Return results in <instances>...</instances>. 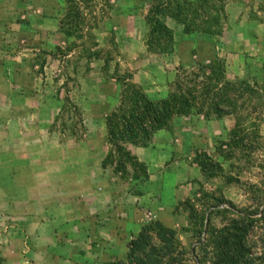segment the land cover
<instances>
[{"label": "crops", "instance_id": "0c3cea01", "mask_svg": "<svg viewBox=\"0 0 264 264\" xmlns=\"http://www.w3.org/2000/svg\"><path fill=\"white\" fill-rule=\"evenodd\" d=\"M67 2L0 0V214L4 219L0 217V248L13 247L5 254V264H33V259L36 264L41 259L47 264H102L123 258L144 219L177 222L174 213L182 211L181 202L205 180L197 163H190L194 153L226 141L235 126L234 116L177 117L147 147L128 146L148 171V179L134 184L133 193H128L129 188L102 167L111 149L106 118L119 106L121 93L116 79H103L102 62L95 54L102 46L103 13L83 14L93 20L98 16V22L85 27L86 35L76 39L65 32ZM109 3L123 7L120 12L109 9L105 16L109 34L116 39L119 31L125 37L120 64L131 68L132 81L149 99L167 96L185 61L182 53L196 51L197 58L205 60L213 57L210 36L184 35L181 28L177 29L181 41L175 37L172 53H149L144 44L131 39L134 17L139 15L128 8L134 0ZM226 4L228 26L215 53L225 62L228 79L249 80L264 69V0H226ZM142 12L144 18L148 7ZM89 48L93 56L87 60ZM70 58L75 61L69 62ZM41 68L44 73L37 71ZM55 68L72 70L77 78L49 79ZM71 85L78 88L71 90ZM67 98L82 113L84 125L80 132L73 128L57 134L52 129L54 118ZM261 129L264 133V124ZM167 174L176 179L168 202ZM191 180L196 183L189 184ZM6 215L12 219L5 220ZM33 244L44 247L33 251Z\"/></svg>", "mask_w": 264, "mask_h": 264}, {"label": "rangeland", "instance_id": "374dc122", "mask_svg": "<svg viewBox=\"0 0 264 264\" xmlns=\"http://www.w3.org/2000/svg\"><path fill=\"white\" fill-rule=\"evenodd\" d=\"M81 1L82 4H80ZM102 1L103 3L101 5H95L90 3L93 2L92 0H68L66 5L67 17L64 22L65 27L67 28L65 29V32L70 34V36H74L76 39H81L86 35L83 33L85 27L92 26L94 23L97 25L98 16H96V20H93L92 17L94 12L101 11V13H103L101 14L102 46L100 52L96 49L95 54L102 62V68L100 70L101 73H103V79L108 81L116 79L121 87V83L128 77V75L130 74L132 76L131 68L123 67L119 60L123 54L121 50H123L125 44V42H123L125 37L123 38L119 31L117 32L116 39L109 34L110 27H107L105 16H107L109 9L120 12L123 7L118 5L113 6L109 3V0ZM104 1H107V3H104ZM143 1L147 3V0ZM143 1L141 0L140 2ZM153 4L154 0H151V3H147L146 5H138V1L134 0V4L128 6L129 10L132 8L135 11V15L139 14L134 17V36L131 38L134 40L135 44L140 42L147 47L150 28L146 24L145 17L148 12L144 14V18L141 14H143L142 10L146 7H148L149 11ZM223 5L226 15V0H223ZM85 13L92 15L91 18L84 16L83 14ZM139 16L142 17L139 19ZM165 25L172 32L173 45L177 43L175 42V37L176 41H181L177 29L181 28L183 34V27L169 18L165 19ZM227 26L226 15V21L223 23L222 27V34L220 36H210L214 40L212 58L209 60H205L202 57L197 58L196 51H190L191 54L189 52L187 54L184 52L182 53V56L185 60V64L181 63L179 68L182 67L190 71L201 64H208L216 58H219L215 52H217V44L220 42L223 43L221 37ZM111 31L112 34L115 33V29H111ZM87 41L89 42V45L93 43L91 37H89ZM74 44H76V42H74ZM87 50L88 51L85 55H87V60H89L92 58L93 52L90 48ZM149 53L163 56L158 53ZM41 59L44 60V57L41 56ZM74 61L75 58L69 59V62ZM37 71L40 73L43 71L44 73L43 68L37 69ZM87 71H89V69ZM180 71L177 74H180ZM71 72L72 70L69 71L67 68L64 70L55 68L50 70L48 78L64 82L67 78H69V81L77 78V74L75 77L71 75ZM259 74V76L256 74L251 76L249 80L239 79L237 77L229 79L233 82H248L253 88H255L261 98L258 96L253 97V107L243 113L244 115L247 113L252 114L250 119L242 123V129L244 130L243 133H240L238 136L231 134L235 128L234 126V128L230 130L226 141L218 140L217 143H213L212 146L208 145L201 151H196L194 153L190 160L191 165L195 162L196 156H199L200 153H206L209 155L210 152V156L214 162H219L221 168L211 170L210 175L207 177L205 176L203 182H198V184L195 185L197 189L192 193V196L181 202L180 208L182 211H176L174 213L175 220H177L176 223L165 224L161 222L165 227L175 232L176 240L174 250L168 253L166 257L162 258V264H214L217 258L215 245L213 244L215 231L220 232V230L228 227L231 220H244V216L254 222V226L251 228L246 239V243L254 258V264H264V133L261 129L262 124H264V69L261 70ZM65 84H67V82ZM71 86L72 87H68L71 90H74V87L78 88V86ZM172 88L173 83L169 87V92ZM64 93L67 94L66 92ZM60 104L61 103H59V105ZM75 108L78 110L73 100L69 99L63 102V105L60 106L61 110L59 114L54 118L52 126L53 131L59 134V131L61 132L64 129H72L71 131H73V128H77V131L80 132L81 126L84 125L83 117L79 110L78 112L75 111ZM71 131L69 132V135L73 136L74 133ZM84 135L85 134L82 136L84 137ZM42 136L45 138L44 135ZM230 139H232L233 146H224L225 143L230 142ZM234 142H238L239 145L235 146ZM213 149H215V151H212ZM220 149L226 150L227 154L231 155L230 158L226 160L225 158L220 157L217 153V150ZM106 169L116 175L114 177H117L119 184L125 185L129 188L128 193H133L134 184L136 183L132 181L131 173L123 178L120 173L114 171V167H108ZM175 180L176 179L173 176L167 174L165 182V200L167 202L171 198L170 194L174 188ZM188 183L192 185L196 183V181L191 180ZM169 188H171L170 192L168 191ZM99 190H101V188ZM190 208H192V210ZM140 209L141 208H139V211H142V209ZM2 216L3 214H0V217ZM11 219V216H5V220L8 221ZM2 220H4L3 217ZM156 221L157 219H144L142 221V226L144 227L145 225ZM139 233L130 239L129 243L136 239ZM151 234L153 235L154 243H158L156 233L152 232ZM218 234L216 233V235ZM129 243L127 255L123 258H117L102 264H133L128 257ZM1 247L3 248H0V264H5L8 263V257H5V254L11 253L13 247ZM42 247L44 246L33 244V251H35L36 248ZM92 247H97V244L92 245ZM43 260L44 259L39 260V264H47V262ZM35 261L36 260L33 259V264H36ZM9 262L13 263V261Z\"/></svg>", "mask_w": 264, "mask_h": 264}, {"label": "trees", "instance_id": "16d2710c", "mask_svg": "<svg viewBox=\"0 0 264 264\" xmlns=\"http://www.w3.org/2000/svg\"><path fill=\"white\" fill-rule=\"evenodd\" d=\"M167 18L180 24L184 35L220 36L226 21L223 0H154L145 17L150 28L149 52L161 55L173 52L172 32L165 25ZM179 71L172 90L159 100L149 99L130 74L121 83L119 106L106 118L111 150L102 162L104 169L114 167L123 178L131 173L137 185L145 182L147 166L129 151L128 146L147 147L153 136L170 127L177 117L201 115L209 120L234 116L236 125L231 134L243 133L242 123L252 115L243 113L253 107V97L261 98L253 86L246 81H230L225 62L219 58L190 71L182 67ZM234 145L239 143L234 142ZM224 146H233L232 139ZM217 153L226 160L231 156L222 149ZM195 162L206 177L211 170L221 168L220 163L206 153L196 156ZM244 218L231 220L228 227L215 231L213 244L217 258L214 264H254L246 243L254 222ZM152 232L156 233L158 243H154ZM175 241V232L161 222L145 225L129 243V260L133 264H162V258L174 250Z\"/></svg>", "mask_w": 264, "mask_h": 264}]
</instances>
